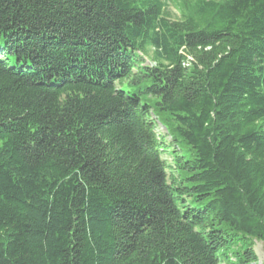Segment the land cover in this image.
<instances>
[{
    "label": "trees",
    "instance_id": "1",
    "mask_svg": "<svg viewBox=\"0 0 264 264\" xmlns=\"http://www.w3.org/2000/svg\"><path fill=\"white\" fill-rule=\"evenodd\" d=\"M256 240L264 0H0V264H258Z\"/></svg>",
    "mask_w": 264,
    "mask_h": 264
},
{
    "label": "rangeland",
    "instance_id": "2",
    "mask_svg": "<svg viewBox=\"0 0 264 264\" xmlns=\"http://www.w3.org/2000/svg\"><path fill=\"white\" fill-rule=\"evenodd\" d=\"M169 11H170L171 16L173 18L177 19L180 17L179 10L173 4H171L169 6ZM156 132H157V134H164L165 130L163 129V127L160 124H158V127L156 128ZM165 158L167 160H169V155H165ZM255 250L257 252L258 259H259L258 264H264V244L261 241L256 240L255 241Z\"/></svg>",
    "mask_w": 264,
    "mask_h": 264
}]
</instances>
